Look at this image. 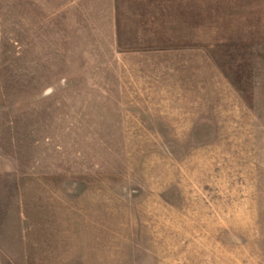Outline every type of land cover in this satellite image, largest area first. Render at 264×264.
<instances>
[{
    "label": "rangeland",
    "instance_id": "374dc122",
    "mask_svg": "<svg viewBox=\"0 0 264 264\" xmlns=\"http://www.w3.org/2000/svg\"><path fill=\"white\" fill-rule=\"evenodd\" d=\"M0 264H264V0H0Z\"/></svg>",
    "mask_w": 264,
    "mask_h": 264
},
{
    "label": "crops",
    "instance_id": "0c3cea01",
    "mask_svg": "<svg viewBox=\"0 0 264 264\" xmlns=\"http://www.w3.org/2000/svg\"><path fill=\"white\" fill-rule=\"evenodd\" d=\"M183 52V51H182ZM163 59L166 62V69H168L169 73L167 74L168 77H171V75L173 77H179L181 75V72L183 69H186V67L184 66L186 64V62L184 61V57L181 54V51L177 52H173V51H165L163 52ZM194 55H197V52H194ZM122 58L120 57L119 60L125 61H134L137 62L138 65L140 66V72H137V70L135 71V74L132 73L133 78L134 75H136V80H138L137 78V73H138V77H144L146 76L149 81H148V85L149 88H147L148 92L150 93V51H134V52H127L124 54H121ZM201 57V54H200ZM172 59V60H171ZM145 66H142V65ZM168 64V65H167ZM136 69V68H134ZM195 70V68H194ZM171 71L173 72L171 74ZM196 75V74H194ZM170 80V79H169ZM138 82H136L137 84ZM139 84H141V81L139 82ZM150 100V97L148 98Z\"/></svg>",
    "mask_w": 264,
    "mask_h": 264
}]
</instances>
